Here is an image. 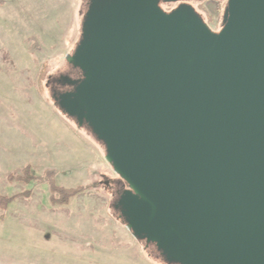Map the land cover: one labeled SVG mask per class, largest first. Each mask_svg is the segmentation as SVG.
Masks as SVG:
<instances>
[{
    "label": "water",
    "instance_id": "95a60500",
    "mask_svg": "<svg viewBox=\"0 0 264 264\" xmlns=\"http://www.w3.org/2000/svg\"><path fill=\"white\" fill-rule=\"evenodd\" d=\"M66 60L57 104L105 144L133 235L169 263L264 264V0H227L218 32L188 3L89 0Z\"/></svg>",
    "mask_w": 264,
    "mask_h": 264
},
{
    "label": "rangeland",
    "instance_id": "374dc122",
    "mask_svg": "<svg viewBox=\"0 0 264 264\" xmlns=\"http://www.w3.org/2000/svg\"><path fill=\"white\" fill-rule=\"evenodd\" d=\"M88 1L0 3V195L32 190L0 208V264H176L133 235L116 207L128 186L106 160L105 144L57 104L71 87L60 76L81 75L66 56L81 40ZM191 5L213 31L222 28L227 0ZM161 7L170 12L176 4ZM28 164L44 180L8 179ZM51 180L86 190L55 204Z\"/></svg>",
    "mask_w": 264,
    "mask_h": 264
},
{
    "label": "trees",
    "instance_id": "16d2710c",
    "mask_svg": "<svg viewBox=\"0 0 264 264\" xmlns=\"http://www.w3.org/2000/svg\"><path fill=\"white\" fill-rule=\"evenodd\" d=\"M3 0H0V3H2ZM48 70V66L46 62L44 63L42 69L40 70L39 73V78H38V84H39V89L43 91L42 84L44 82V75L46 74ZM33 167L28 164L21 168V170L17 173H11L8 176V179L10 181H15V182H21L25 181L28 182L32 179H37L39 181L44 180L43 176H36L33 174ZM53 174V172H48L47 175L50 177ZM53 180V178H51ZM50 181V188H51V201L52 203L55 204H67L69 203L70 199L77 194L84 192L86 190V186L79 185L77 187H65V186H60L54 183L53 181ZM32 190H24L22 191L21 195H30ZM19 194H13V195H0V208H6L13 200H15ZM60 194L59 197L57 195Z\"/></svg>",
    "mask_w": 264,
    "mask_h": 264
},
{
    "label": "flooded vegetation",
    "instance_id": "af4514ba",
    "mask_svg": "<svg viewBox=\"0 0 264 264\" xmlns=\"http://www.w3.org/2000/svg\"><path fill=\"white\" fill-rule=\"evenodd\" d=\"M193 1H197V0H188V1H177V2H171V3H175L176 4V7L178 6V5H180V4H182V3H188V4H191V2H193ZM162 3H166L164 0H160V5L162 4ZM167 3H170V2H167ZM88 4H89V1H88ZM77 69V68H76ZM64 76H66V75H61L60 76V78H59V81L60 82H64V83H66V84H68V85H70L67 81L68 80H65V78H64ZM81 75H78V76H72V77H70V78H73V79H76V78H78V77H80ZM71 87H70V90H72L73 89V86L72 85H70ZM60 94V93H59ZM58 96V95H57ZM56 96V97H57Z\"/></svg>",
    "mask_w": 264,
    "mask_h": 264
}]
</instances>
